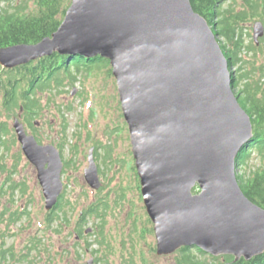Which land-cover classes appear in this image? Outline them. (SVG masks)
I'll list each match as a JSON object with an SVG mask.
<instances>
[{"label":"water","instance_id":"water-1","mask_svg":"<svg viewBox=\"0 0 264 264\" xmlns=\"http://www.w3.org/2000/svg\"><path fill=\"white\" fill-rule=\"evenodd\" d=\"M263 35L256 21L254 43ZM53 54L109 62L157 256L185 247L235 261L264 253V209L236 179L251 119L232 90L216 34L189 0H71L50 36L0 48V67ZM12 126L51 210L63 191L59 151L38 144L18 118ZM87 161L84 179L98 190L92 148Z\"/></svg>","mask_w":264,"mask_h":264},{"label":"rangeland","instance_id":"rangeland-1","mask_svg":"<svg viewBox=\"0 0 264 264\" xmlns=\"http://www.w3.org/2000/svg\"><path fill=\"white\" fill-rule=\"evenodd\" d=\"M237 1L240 4V0ZM15 3L18 0L8 4L13 6ZM6 6L7 2L0 0V10ZM227 6L225 3L223 8ZM259 14V10L255 15L249 12L242 29L237 32L243 41V60L252 58L247 46L254 44L253 24L261 21L264 25V17ZM219 42L220 45L225 40L219 36ZM37 61L39 59L34 63ZM84 69L72 85L66 82L50 93H38L40 108L32 119L33 125L31 128L24 126L28 135L37 137L40 145L50 144L59 151L63 162L60 178L63 191L61 208L55 211L54 217L57 212L59 217L66 215L68 226L60 227L59 223L64 220L45 225L44 199L40 200L37 190L31 186L36 180V172L33 166L24 165L23 175L28 180L25 196L28 215L17 223L6 224L7 233L0 236V252L12 247L16 253L26 254V242L34 236L41 237V250L31 251L26 260L19 262L0 258V264H86L91 258L92 264H175L176 252L169 256L156 255L152 223L143 204L111 66L99 57L90 68ZM232 72L236 73L235 68ZM15 117L22 123V114L16 112L14 116H8L0 108V128L5 125L7 129L5 145H13L11 158L18 157V143L13 140ZM91 148L101 182L98 190L89 187L83 174ZM257 170L259 173L264 171V156L252 150L236 174L248 177ZM92 207L100 216L88 214ZM83 212L87 213L84 217ZM3 227L0 223V234ZM190 249L197 259L203 258L200 251Z\"/></svg>","mask_w":264,"mask_h":264},{"label":"trees","instance_id":"trees-1","mask_svg":"<svg viewBox=\"0 0 264 264\" xmlns=\"http://www.w3.org/2000/svg\"><path fill=\"white\" fill-rule=\"evenodd\" d=\"M4 1L7 2V6L0 10V48L34 44L50 36L60 25L71 0H18L13 6L8 4L13 0ZM189 1L192 9L206 19L216 34L218 43L219 36L225 40L220 47L228 63L231 87L238 103L251 119L253 137L236 157L237 170L239 166L245 164L252 150L264 156V37L259 40V44L253 42L254 44L247 46L252 52V58L243 60L241 57L243 41L237 33L242 29L249 12L255 15L259 10V17H264V0H240V4L237 0ZM225 3H228V6L223 8ZM94 59L96 58L53 54L39 59L36 63L13 69L1 68L0 108L8 116H14L19 112L31 128L32 119L40 108L37 94L50 93L54 88L63 87L66 82L72 85L77 74H81L83 68L84 70L90 68ZM233 68L236 73L232 72ZM0 131L3 136L6 135L5 125L1 126ZM236 179L244 195L264 209V171L259 173L257 170L248 177L236 174ZM197 192L195 188L194 193ZM61 200L57 204V211L61 208ZM58 213L53 220L59 222L64 220V223H59L60 227L68 226L69 220L66 215L59 217ZM89 213L100 216L93 207L88 210ZM85 215L87 213L83 212L82 217ZM53 220L50 217L49 224ZM77 234L81 235V232L78 231ZM195 250L200 251L197 248ZM176 253L175 264H264V253L248 261L242 258L235 261L234 257L227 255L213 257L202 251L200 253L203 258L197 259L191 249L186 247Z\"/></svg>","mask_w":264,"mask_h":264},{"label":"flooded vegetation","instance_id":"flooded-vegetation-1","mask_svg":"<svg viewBox=\"0 0 264 264\" xmlns=\"http://www.w3.org/2000/svg\"><path fill=\"white\" fill-rule=\"evenodd\" d=\"M21 119H23V116ZM25 121L26 120L23 119L22 124L28 127ZM13 134H14L13 137L14 143L15 141L18 143L16 147V152L18 154L17 158H11V155L14 153L12 152L13 145L10 147H6L7 145H5L6 141L4 140V137L7 135V133L5 136H3L0 131V223L4 224L2 233L0 234L1 237H4L5 233H7L6 224L17 223L23 217H26L28 215L27 208H25L27 207L26 206L27 201H25V196L27 191L28 180H26L27 178L24 177L23 173L25 168L24 165L26 164L31 166L33 165L24 155L22 147L17 140V136L14 130H13ZM27 134L30 133L27 132ZM35 140L39 144L37 137L35 138ZM31 186L37 190L40 200L44 199L42 186L40 185L39 180L37 179V173H36V180L32 183ZM59 199H61V197ZM29 201L32 204L33 200L30 199ZM58 202L51 210L46 211L47 212L46 213L47 217L45 219L46 226L49 224L50 217L52 218V220L55 219L54 215ZM16 203L17 205H15ZM11 206L13 207V209L9 210L8 207ZM50 223L53 224V222ZM26 243H28L26 254L22 252L16 253L12 247H8L7 249H4L3 251L0 252L1 255L0 258L2 260L6 259L8 261L13 260L19 262L26 260L29 256L28 254L31 251L39 252L41 250L40 249L42 243L41 237L34 236L32 238H29ZM43 250H46V248L43 247Z\"/></svg>","mask_w":264,"mask_h":264}]
</instances>
